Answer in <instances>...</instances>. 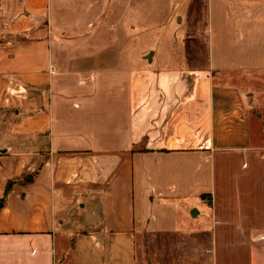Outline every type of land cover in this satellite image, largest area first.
<instances>
[{
    "label": "crops",
    "instance_id": "0c3cea01",
    "mask_svg": "<svg viewBox=\"0 0 264 264\" xmlns=\"http://www.w3.org/2000/svg\"><path fill=\"white\" fill-rule=\"evenodd\" d=\"M140 1L0 0V264H140L160 234L264 264V0H157L186 11L167 62L131 54Z\"/></svg>",
    "mask_w": 264,
    "mask_h": 264
},
{
    "label": "rangeland",
    "instance_id": "374dc122",
    "mask_svg": "<svg viewBox=\"0 0 264 264\" xmlns=\"http://www.w3.org/2000/svg\"><path fill=\"white\" fill-rule=\"evenodd\" d=\"M138 4L140 7L137 9L131 33L132 56L138 52L139 58V53L150 47L167 62L174 51L184 50L183 39L186 31L179 17L184 16L185 8L177 1L163 3L157 0H141ZM255 76L253 80L244 82V85L249 92H257L258 101L263 103V106L255 109L252 120L253 138L258 141L264 136V73L262 71ZM77 214L76 211L71 213L74 221L78 219ZM154 238L155 240H148L146 237V240L138 243L140 264H193L194 249L191 241L176 234H160Z\"/></svg>",
    "mask_w": 264,
    "mask_h": 264
},
{
    "label": "built area",
    "instance_id": "2783aa9c",
    "mask_svg": "<svg viewBox=\"0 0 264 264\" xmlns=\"http://www.w3.org/2000/svg\"><path fill=\"white\" fill-rule=\"evenodd\" d=\"M50 71H52V72L55 71V67H54V65H51V69H50Z\"/></svg>",
    "mask_w": 264,
    "mask_h": 264
},
{
    "label": "water",
    "instance_id": "95a60500",
    "mask_svg": "<svg viewBox=\"0 0 264 264\" xmlns=\"http://www.w3.org/2000/svg\"><path fill=\"white\" fill-rule=\"evenodd\" d=\"M147 58H148V59L150 58V54L147 55Z\"/></svg>",
    "mask_w": 264,
    "mask_h": 264
}]
</instances>
